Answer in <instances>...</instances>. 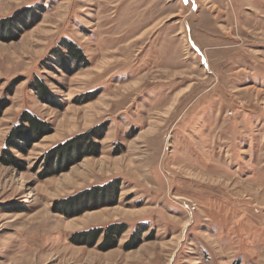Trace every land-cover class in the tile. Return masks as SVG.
Instances as JSON below:
<instances>
[{
	"label": "rangeland",
	"instance_id": "374dc122",
	"mask_svg": "<svg viewBox=\"0 0 264 264\" xmlns=\"http://www.w3.org/2000/svg\"><path fill=\"white\" fill-rule=\"evenodd\" d=\"M0 264H264V0H0Z\"/></svg>",
	"mask_w": 264,
	"mask_h": 264
},
{
	"label": "trees",
	"instance_id": "16d2710c",
	"mask_svg": "<svg viewBox=\"0 0 264 264\" xmlns=\"http://www.w3.org/2000/svg\"><path fill=\"white\" fill-rule=\"evenodd\" d=\"M64 44V45H63ZM62 45L68 48L69 50L73 51V55L76 59H79L80 61H86V55L84 54L83 50L73 41L65 39L62 42ZM36 88L38 91H42L44 95H47V100L49 98H53L54 95H52L47 86L45 85L44 81L42 79H36ZM43 95V96H44ZM2 108V107H1ZM49 131V125L41 118H39L37 115L32 113L29 110H25L23 113L20 114V118L18 122L14 124V126L11 128L10 133L5 141V147L3 151V160L7 162L8 164H16L15 158L13 154L11 153L12 148H23V146L19 145L17 140L24 141V142H31V140L34 138H39L42 135L48 133ZM84 135H82L83 137ZM89 137H92L91 134L88 135ZM80 137H73L70 139H67L63 142H59L55 144L52 148H50L47 151V157L48 161L45 164L44 172L42 175L47 176L48 172H50V167L52 164V161H57L59 158V161H62L60 157H64L68 155L69 153V147L71 144H73L75 141H77ZM34 141V140H33ZM64 153H67L66 155H63ZM8 156V159H5V157ZM54 157V158H53ZM122 230H119L118 226H109L106 228L104 234H105V240H107V237L110 236L112 233H115L116 235L120 234ZM100 233H103L102 228L92 229L88 230L84 233V235H92V237L95 239L97 238ZM108 235V236H107Z\"/></svg>",
	"mask_w": 264,
	"mask_h": 264
},
{
	"label": "built area",
	"instance_id": "2783aa9c",
	"mask_svg": "<svg viewBox=\"0 0 264 264\" xmlns=\"http://www.w3.org/2000/svg\"><path fill=\"white\" fill-rule=\"evenodd\" d=\"M193 208V207H192Z\"/></svg>",
	"mask_w": 264,
	"mask_h": 264
}]
</instances>
